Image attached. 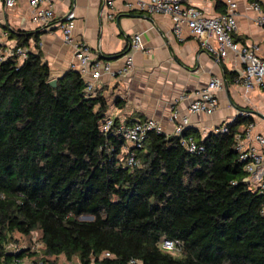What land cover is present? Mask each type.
Here are the masks:
<instances>
[{
	"label": "trees",
	"instance_id": "16d2710c",
	"mask_svg": "<svg viewBox=\"0 0 264 264\" xmlns=\"http://www.w3.org/2000/svg\"><path fill=\"white\" fill-rule=\"evenodd\" d=\"M37 50L0 62V264L61 256L79 264H264V195L234 150L248 118L228 133L193 137L200 153L149 133L130 149L137 165L126 167L124 139L101 130L104 99L88 95L74 71L50 86ZM15 234L30 244L36 234L40 249H21ZM164 240L180 252L163 250Z\"/></svg>",
	"mask_w": 264,
	"mask_h": 264
},
{
	"label": "crops",
	"instance_id": "0c3cea01",
	"mask_svg": "<svg viewBox=\"0 0 264 264\" xmlns=\"http://www.w3.org/2000/svg\"><path fill=\"white\" fill-rule=\"evenodd\" d=\"M48 1L54 18L49 27L39 28L32 22L28 0H16L13 8H6L0 0V54L8 47H18L19 37L29 36L25 49L36 53L38 47L51 80L72 71V51L57 28L60 18L71 11L75 15L74 38L90 47L93 59L111 67V75L104 74L96 81L88 75L82 78L93 86L90 96L104 99L107 117L125 125L152 118L171 136L174 124L169 118L177 112L180 117H189L188 135L203 140L210 132L248 114L243 125L254 123L255 132L264 136V87L246 90L234 84L242 65L232 52L218 61L199 47L185 26L177 35L169 17L128 10L125 5L134 0ZM234 1L237 30L232 39L239 46L255 48L264 62V27L254 24L258 13L252 8L257 4L264 14V0ZM184 6L208 17L225 12L219 0H184ZM134 35L141 36L143 51H130L129 41ZM127 54L132 56L133 70L122 76L117 71ZM212 79L223 82L216 93L217 111L211 116L189 114V105Z\"/></svg>",
	"mask_w": 264,
	"mask_h": 264
},
{
	"label": "built area",
	"instance_id": "2783aa9c",
	"mask_svg": "<svg viewBox=\"0 0 264 264\" xmlns=\"http://www.w3.org/2000/svg\"><path fill=\"white\" fill-rule=\"evenodd\" d=\"M225 5V12L216 17H208L202 11L193 7L184 6V0H134L128 2L125 7L131 11L143 12L149 15L161 14L169 17L173 23L174 33L179 35L181 28L185 26L192 36L197 40L199 47L212 55L218 61L224 59L228 52H232L239 59L242 70L234 78V84L244 87L246 90L264 87V62L256 55V49L253 47H244L236 44L232 35L237 30L236 17L237 5L234 0H219ZM6 8H13L16 0H3ZM31 8L32 22L39 28L49 27L53 21V11L48 0H28ZM111 3L109 2V5ZM252 8L258 13L254 24L258 27H264V14L261 13L257 4ZM58 31L62 41L72 51V61L70 69L79 74L81 79L88 75L92 81L98 80L102 75L112 74L109 63L93 59L90 47L84 42L74 38L75 15L73 12H67L60 18L57 24ZM131 52L143 51V45L140 35H134L129 41ZM29 51L21 47H12L6 49L0 54V62L8 58H16L19 61L27 59ZM133 70V59L130 54L123 57V66L117 71L119 75H127ZM223 88V82L219 79H212L207 87L200 92L198 98L191 102L188 112L191 115L203 114L213 115L218 108L216 97L217 91ZM85 92L91 95L93 86L91 83H85ZM242 117L248 118V114ZM170 121L174 124L171 136L178 137L182 147L189 153H200L203 147L199 146L191 136H185L190 122L189 117H180L177 112H173ZM101 130L105 135L115 134L121 136L125 145L121 148L119 162L126 167H135L137 161L130 152L131 148H140L146 140L149 133L166 134L165 129L160 123L152 118L136 122L131 125H125L116 122L107 117ZM228 127L224 126L216 129V133H228ZM234 150L239 161L243 164L245 173L248 174L246 181L264 195V136L255 132L254 123L250 122L244 125L234 134ZM264 216V210L262 211ZM161 248L172 253H179L180 248L177 242L164 240ZM21 249H25L22 248ZM34 250V248H32ZM8 251L17 252L18 248L8 247ZM110 258V254L104 255ZM13 264H33L30 259L15 260ZM129 264H137L130 261Z\"/></svg>",
	"mask_w": 264,
	"mask_h": 264
},
{
	"label": "rangeland",
	"instance_id": "374dc122",
	"mask_svg": "<svg viewBox=\"0 0 264 264\" xmlns=\"http://www.w3.org/2000/svg\"><path fill=\"white\" fill-rule=\"evenodd\" d=\"M244 125H240L239 128L243 127ZM14 239L16 241V243L21 246L22 248L28 247L31 244L33 245L34 250H39L41 245L39 243V241H37V236L36 234L33 235L32 239H31V244L29 243V239L28 238H23L22 236L15 234ZM11 247L13 246L10 245ZM54 261V259H52ZM56 264H79L78 259L76 257L71 258L70 260H67L64 256H61L59 258H57L56 260Z\"/></svg>",
	"mask_w": 264,
	"mask_h": 264
},
{
	"label": "water",
	"instance_id": "95a60500",
	"mask_svg": "<svg viewBox=\"0 0 264 264\" xmlns=\"http://www.w3.org/2000/svg\"><path fill=\"white\" fill-rule=\"evenodd\" d=\"M50 86L55 87L56 86V80H52L49 82ZM83 220H91L90 217H83Z\"/></svg>",
	"mask_w": 264,
	"mask_h": 264
}]
</instances>
